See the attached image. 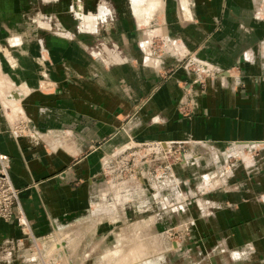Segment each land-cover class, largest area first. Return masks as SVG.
Segmentation results:
<instances>
[{
	"label": "crops",
	"instance_id": "obj_1",
	"mask_svg": "<svg viewBox=\"0 0 264 264\" xmlns=\"http://www.w3.org/2000/svg\"><path fill=\"white\" fill-rule=\"evenodd\" d=\"M153 17L214 76L195 80L175 52L141 65ZM104 44L120 61L102 64ZM0 70L22 92L15 109L0 99V153L27 222L0 219V264H37L29 240L87 213L104 156L127 139L255 145L183 219L208 264H264V0H0ZM19 113L31 131L14 135Z\"/></svg>",
	"mask_w": 264,
	"mask_h": 264
},
{
	"label": "rangeland",
	"instance_id": "obj_2",
	"mask_svg": "<svg viewBox=\"0 0 264 264\" xmlns=\"http://www.w3.org/2000/svg\"><path fill=\"white\" fill-rule=\"evenodd\" d=\"M146 31V43L139 48L147 52L141 65L158 68L156 59L175 52L177 65L194 73L195 80L214 76L212 64L197 58L180 38L166 39L154 17ZM98 49L102 64L120 61L111 56L113 45H98ZM146 57L155 64L145 62ZM13 91L8 97L20 100L12 97ZM178 110L184 113L185 108L178 106ZM19 114L22 121L15 122V117L10 122L6 116L14 135L31 131ZM18 122L23 128L14 132L13 124ZM238 148L247 161L232 154ZM254 148L124 140L104 156L102 179L87 213L55 229L48 239L31 238L27 257L37 264H208V251L192 246L191 220L183 216L192 204L199 205L198 196L229 185L226 182L237 166L252 164L257 155ZM212 179L215 183L207 185Z\"/></svg>",
	"mask_w": 264,
	"mask_h": 264
},
{
	"label": "built area",
	"instance_id": "obj_3",
	"mask_svg": "<svg viewBox=\"0 0 264 264\" xmlns=\"http://www.w3.org/2000/svg\"><path fill=\"white\" fill-rule=\"evenodd\" d=\"M22 128L19 122L13 124L14 132ZM249 146L252 145L249 144ZM8 168L7 155L0 153V219L3 221L13 220L21 228H26L27 222L19 207L18 190L11 183Z\"/></svg>",
	"mask_w": 264,
	"mask_h": 264
},
{
	"label": "bare ground",
	"instance_id": "obj_4",
	"mask_svg": "<svg viewBox=\"0 0 264 264\" xmlns=\"http://www.w3.org/2000/svg\"><path fill=\"white\" fill-rule=\"evenodd\" d=\"M5 81H6L5 77L0 72V99L3 102L4 106H6L7 109L8 108L15 109V103H12L11 105H8V102H9L8 98L9 97L7 96L8 91L5 88V84H6ZM18 94L19 93L16 90L11 93L13 98H19ZM17 121H22V116L16 117L15 118V122H17ZM240 156H242V154Z\"/></svg>",
	"mask_w": 264,
	"mask_h": 264
}]
</instances>
